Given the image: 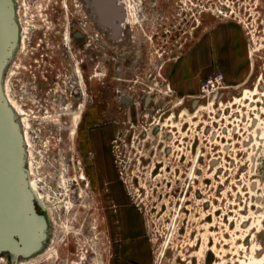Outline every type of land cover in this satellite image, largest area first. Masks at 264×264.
Returning <instances> with one entry per match:
<instances>
[{
	"label": "rangeland",
	"instance_id": "rangeland-1",
	"mask_svg": "<svg viewBox=\"0 0 264 264\" xmlns=\"http://www.w3.org/2000/svg\"><path fill=\"white\" fill-rule=\"evenodd\" d=\"M13 1L49 228L0 264H264V0Z\"/></svg>",
	"mask_w": 264,
	"mask_h": 264
},
{
	"label": "water",
	"instance_id": "water-1",
	"mask_svg": "<svg viewBox=\"0 0 264 264\" xmlns=\"http://www.w3.org/2000/svg\"><path fill=\"white\" fill-rule=\"evenodd\" d=\"M18 42L19 26L14 1L0 0V221H38L34 240L28 247L31 257L42 248L48 235L49 221L45 208L36 202L30 188L23 134L3 87L5 70L14 56ZM35 205L41 211L36 212ZM24 247L23 237L15 230L0 241V253L10 252L16 261L29 258L23 256Z\"/></svg>",
	"mask_w": 264,
	"mask_h": 264
},
{
	"label": "bare ground",
	"instance_id": "bare-ground-1",
	"mask_svg": "<svg viewBox=\"0 0 264 264\" xmlns=\"http://www.w3.org/2000/svg\"><path fill=\"white\" fill-rule=\"evenodd\" d=\"M103 11H106V8H104ZM102 23H104V22H102ZM105 26H107V25H105ZM119 36H120V34H119ZM5 95L7 97V100L9 102L10 106L14 110V112H16V114L21 115V111L17 108L15 102L6 93H5ZM23 138H24L25 146L27 147L28 144L30 143V141L28 140L27 134H25V135L23 134ZM27 173H28V182H29L30 188L34 194V197L36 198V202L37 201L39 202V201H41L40 195H39V192L37 191V185H36L35 181L32 180V174L33 173H32L31 167H29L28 161H27ZM35 209H36V212H38L37 205H35ZM3 221L4 220L0 221V241L4 240L11 233H13V231L15 230V232L19 233L23 237V240L25 241V247L22 250V251H24L23 256L29 257L31 255V253L29 252L30 248H28V247L31 245L32 241L34 240V236H35L34 232H35V229L39 225L38 221H34V222L31 221V222H27V223H22L20 220H15V221H13L14 223L11 222L12 220L7 221L6 223H5V221L4 222ZM15 238H17V237H15Z\"/></svg>",
	"mask_w": 264,
	"mask_h": 264
},
{
	"label": "flooded vegetation",
	"instance_id": "flooded-vegetation-1",
	"mask_svg": "<svg viewBox=\"0 0 264 264\" xmlns=\"http://www.w3.org/2000/svg\"><path fill=\"white\" fill-rule=\"evenodd\" d=\"M100 6L102 7V5H101V2H100ZM103 8V7H102ZM5 92V91H4ZM7 98V97H6ZM38 207V211H41V208L39 207V206H37ZM7 254L8 255H10L11 253L10 252H7ZM18 261V260H17Z\"/></svg>",
	"mask_w": 264,
	"mask_h": 264
}]
</instances>
